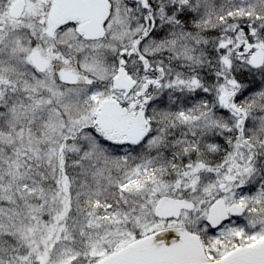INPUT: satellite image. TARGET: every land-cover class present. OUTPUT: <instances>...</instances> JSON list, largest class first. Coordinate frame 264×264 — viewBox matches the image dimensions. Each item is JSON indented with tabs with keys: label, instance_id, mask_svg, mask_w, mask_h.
Wrapping results in <instances>:
<instances>
[{
	"label": "snow or ice",
	"instance_id": "obj_1",
	"mask_svg": "<svg viewBox=\"0 0 264 264\" xmlns=\"http://www.w3.org/2000/svg\"><path fill=\"white\" fill-rule=\"evenodd\" d=\"M0 264H264V0H0Z\"/></svg>",
	"mask_w": 264,
	"mask_h": 264
}]
</instances>
